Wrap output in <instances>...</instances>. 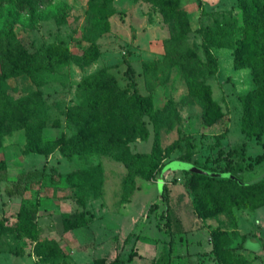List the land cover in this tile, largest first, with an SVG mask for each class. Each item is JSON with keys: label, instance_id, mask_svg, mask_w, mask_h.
<instances>
[{"label": "rangeland", "instance_id": "374dc122", "mask_svg": "<svg viewBox=\"0 0 264 264\" xmlns=\"http://www.w3.org/2000/svg\"><path fill=\"white\" fill-rule=\"evenodd\" d=\"M88 2L0 0V39L2 31L9 28L11 36L29 52L43 55L46 44L55 43L70 55L67 62L51 71L8 78L0 92L7 101L0 111V160L6 163V170L0 171V264H67L60 260V251L41 243L46 238L61 239V243L67 240L71 259L82 264L112 255L113 244H117L115 249L126 264H165L173 257L171 253L190 254L191 264H220L215 254L214 262L201 254L212 248L210 234L214 229L216 256L224 264H264V206L248 210L236 205L228 209L217 203L215 208L205 199L196 179L184 172L230 176L243 182L264 176V159L255 161L264 150V132L256 138L241 131V95L257 84L251 67L234 64L235 54L240 56L244 51L239 38L246 17L237 0H203V8L195 0H178L177 7L185 11L190 27L184 33L175 26L179 22L175 12L170 19L149 0H112L107 27L95 39L99 52L92 62L81 58L89 44ZM256 8L255 18L264 23V0H256ZM247 10L251 6L247 5ZM58 19L63 21L58 24ZM216 41L223 44L216 45ZM126 48L137 92L154 109L163 110L159 114V163L165 164L152 180L135 176L137 189L129 193L131 201L117 208L116 202L127 191V168L118 158L127 152L150 150L152 123L141 116L148 130L146 139L133 136L128 140L132 129L127 127L106 131L91 144L79 146L74 136L82 132L76 122L66 119V112L87 97L79 85L81 78L101 67H108L106 86L110 95L117 91L132 93L122 62ZM190 50L197 58H185ZM207 50L217 58V71L212 74L204 69ZM254 56L249 62L261 64ZM195 82L208 86L206 97L218 104L217 119H213L205 100L190 90V83ZM185 153L191 155V161L177 158ZM227 161L237 174L219 170ZM52 166L62 173L100 170V179L81 180L82 189L75 188L87 201L90 196L103 195L90 201L89 209L98 215L95 221L94 217L90 219L93 223L62 231V217L75 206L70 197L73 189L64 181L51 180ZM161 183L167 189V202L162 199ZM15 184L26 197L39 202L36 238L16 226L21 195L6 192L7 188L15 190ZM98 201H103L100 208ZM151 204L156 205L149 210ZM166 208L170 218L167 224ZM239 231L246 233L243 243L251 253L239 247Z\"/></svg>", "mask_w": 264, "mask_h": 264}, {"label": "trees", "instance_id": "16d2710c", "mask_svg": "<svg viewBox=\"0 0 264 264\" xmlns=\"http://www.w3.org/2000/svg\"><path fill=\"white\" fill-rule=\"evenodd\" d=\"M149 1L157 4L165 11L167 17L170 16V19H173L174 12L177 14L179 22H176L175 26L180 33L190 30L185 11L179 10L177 7L178 0ZM195 1L199 7L203 8V0ZM111 3L112 0H89L88 2L89 15L86 21V39L89 44L82 50L81 54V58L86 62H92L98 56L99 49L98 45L95 43V39L107 27V17L112 11ZM237 4L246 17L243 21L241 36L239 38L244 51L240 53V56L235 54L234 64L237 67H251V74L257 84L254 89L241 95L244 108L243 116L241 118V131L248 137L254 136L259 138L264 132V69L262 68L264 61V23L258 18H255L256 16L254 13L257 11L256 0H237ZM247 5L251 6V10H247ZM30 15L31 17H34L32 12ZM62 21V19H58L57 23L60 24ZM2 37L3 38L0 39V92L3 87L7 86L5 81L10 77L17 75L35 76L41 71H51L56 65L65 63L70 58L67 49L61 44H46V49L43 51L44 53L42 55L39 52H29L26 50L19 41L11 36L9 28L2 31ZM134 38L135 34L132 32L131 39L133 40ZM222 44L223 43L216 41V45L221 46ZM254 54H257L258 56H254ZM128 55L129 50L126 48L122 54V62L125 65L124 74L132 87L131 94L126 95L122 93V91H117L115 94L110 95V91L106 86V78L109 76L107 72L108 67H101L92 74L85 75L81 78L79 85H81L82 90L87 93V97L79 104L69 106L66 112V119L76 122L79 131L82 132L80 135L74 136V139L79 146L91 144L106 131L115 132L116 130L127 127L132 129V136H129L128 140H131L133 136H140L142 139H146L148 136V130L141 116H147L152 123L154 135L150 150L148 152H127L126 156H119L118 158L127 168L124 183L127 191L123 193L122 200L119 201L121 203L129 201L131 196V194L129 196V193L137 189L135 176H139L145 180H152L155 178L156 174L162 171L165 164L159 163V114L163 110L154 109L148 99L137 92L134 68ZM250 56H254V58L260 60L261 64L249 62L248 59ZM205 57V73L212 74L216 72L217 58L215 54L207 50ZM185 58L194 59L197 58V56L192 50H190ZM112 81L113 83L115 82L113 78ZM190 84V90L205 100L207 106L210 108L211 115H214L213 119H217L218 104L216 101L206 97V94L209 92L208 86H206L204 82L200 84H197L196 82ZM6 106L7 101L0 97V111L4 110ZM125 115H128L129 118L125 117ZM106 138V136L100 137V139L104 140H106ZM26 139L29 140L28 136H26ZM65 155L66 157H70L69 154ZM177 158L191 161V155L189 153L180 155ZM263 159L264 150L262 153L256 155L255 161L258 162ZM202 166L206 169H214L205 165ZM5 170L6 163L5 161L0 160V171ZM50 170L52 181H64L68 183L71 189H73L70 197L75 206L73 211L62 217V231L67 232L87 225L92 217V213L87 209L86 203L88 199L76 189H82V186H80L81 180L91 181L94 178L100 179V170L86 168L62 173L53 166ZM219 170L232 174H237L238 172L233 166H231L230 161H227L226 165ZM184 172L190 173L196 179L197 185L203 192L205 199L212 202L215 208L217 203L223 204L228 209H231L236 205H241L248 210H254L264 205V176L255 181L243 182L230 176H213L187 170ZM13 187H15V190L7 188L6 192L8 195H21V201L15 213L16 226L30 236L37 237L39 202L37 199L32 200L26 197L17 184ZM214 191L217 193V197H214ZM101 192L103 193V188L101 189ZM162 192V199L164 202H167V189L163 184ZM90 198L96 197L90 196L89 199ZM153 205L156 204H151L148 209L150 210ZM165 215V223L167 224L170 222L167 208ZM214 231L216 230H211L210 234V241L212 243L211 253H213V255L215 254L216 261L220 264H224L223 259L216 256L218 245L215 241L216 238L213 236ZM244 239L245 235L243 234L239 242V247L241 249H246L243 243ZM60 240L61 239L46 238L42 239L41 243L51 246L56 251H60V260L64 263L70 264L68 261L70 248L65 242L61 243ZM93 264H125V261L119 255H116L109 262H106L105 257H96L93 259Z\"/></svg>", "mask_w": 264, "mask_h": 264}, {"label": "crops", "instance_id": "0c3cea01", "mask_svg": "<svg viewBox=\"0 0 264 264\" xmlns=\"http://www.w3.org/2000/svg\"><path fill=\"white\" fill-rule=\"evenodd\" d=\"M103 194H104V188H103ZM102 196L103 195H101V196H99V197H97V198H90V200L89 201H87V209L90 211V213H93L94 214V216H92L91 218H93L94 217V221H95V219L97 218V214L95 213V212H93V211H91L89 208V204H90V201H91V199L92 200H95V199H101L102 198ZM129 201H131V199L129 200ZM129 201H127V202H123V203H121V202H119V201H117L116 202V204H117V208H122L123 206H126V204L129 202ZM102 203H103V201L101 202V201H98L97 202V205H98V207L100 208V206H102ZM264 206V205H263ZM103 207H104V205H103ZM102 207V208H103ZM101 208V209H102ZM160 207H159V205H158V209H159ZM259 208V207H258ZM257 209V208H256ZM255 210V209H254ZM93 220H90L89 221V223L87 224V225H85V226H88L89 224H91V223H93L92 222ZM239 230V229H238ZM68 232V231H67ZM240 232V231H239ZM65 233V232H64ZM245 235V238H246V233H241L240 232V240H241V236L242 235ZM122 238H123V236H122ZM126 238V237H125ZM66 241V244H68V242H67V240H65ZM119 241H120V239H119ZM172 240L170 239L169 240V242H171ZM244 242V241H243ZM114 243V242H113ZM115 246H117V244L115 245V244H113V248H112V250H113V254L111 255H109V256H100V257H105L106 258V262H109L110 260H112L116 255H119L120 256V253H119V251L117 250V249H115ZM80 248H83V245H80L79 246ZM72 250V249H71ZM244 252H246V253H251V252H249V251H246V249H242ZM211 251V249L209 250V251H205V252H208L209 253V255H206V254H204L205 252H203V253H201L202 254V256L203 257H206V258H208V259H210V260H212V258L214 257V255H213V253H211L210 252ZM70 253H71V251H70ZM69 253V256H68V260L70 261V264H82V263H78V262H76V261H73L72 259H71V254ZM112 253V252H111ZM187 255H190V254H187V253H185V254H181V253H179V254H173L172 255V253L170 254V256H173L172 258L170 257V260L168 261V262H166L165 264H191V263H189L188 262V257H187ZM213 262L215 261V260H212ZM126 264V263H125Z\"/></svg>", "mask_w": 264, "mask_h": 264}, {"label": "water", "instance_id": "95a60500", "mask_svg": "<svg viewBox=\"0 0 264 264\" xmlns=\"http://www.w3.org/2000/svg\"><path fill=\"white\" fill-rule=\"evenodd\" d=\"M193 172H197V171H193ZM200 173H203V172H200ZM205 174H207V173H205ZM208 175H212V174H208ZM213 176H217V175H213ZM162 184L163 183H161V188H162Z\"/></svg>", "mask_w": 264, "mask_h": 264}]
</instances>
